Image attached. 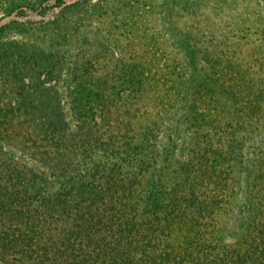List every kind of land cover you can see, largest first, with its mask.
Returning <instances> with one entry per match:
<instances>
[{
	"label": "trees",
	"instance_id": "16d2710c",
	"mask_svg": "<svg viewBox=\"0 0 264 264\" xmlns=\"http://www.w3.org/2000/svg\"><path fill=\"white\" fill-rule=\"evenodd\" d=\"M243 20L252 25L257 19ZM232 22L231 37L201 35L208 37L205 44L191 29L172 36L168 46L178 50L169 51L167 67L178 71L171 63L177 52L186 64L182 89L172 79L165 82L168 89L186 99L196 86L192 72L202 102L213 99L214 86L223 85L218 93L228 92L226 39L240 38L239 46L247 35ZM201 50L206 62L198 65ZM59 63L56 53L0 41V264H264V192L258 197L254 182L245 195L246 232L230 238L226 223L215 217L231 202L228 190L239 178L232 171L245 165L239 122L210 119V104L198 109L193 100L184 118L189 145L171 159L151 140L162 109L154 114L152 103L142 105L149 102L148 93L162 87L144 64L116 70L108 83L89 82L86 74L96 69L75 65L70 110H65L52 81ZM247 102L258 108L255 99ZM140 114L145 122L133 124ZM118 119L128 126L118 128ZM210 121L222 136L202 133ZM23 156L45 168H34Z\"/></svg>",
	"mask_w": 264,
	"mask_h": 264
},
{
	"label": "rangeland",
	"instance_id": "374dc122",
	"mask_svg": "<svg viewBox=\"0 0 264 264\" xmlns=\"http://www.w3.org/2000/svg\"><path fill=\"white\" fill-rule=\"evenodd\" d=\"M249 3L252 4L251 9ZM253 8L258 9L260 13L252 12ZM246 17L257 20L248 25L250 22L243 20ZM232 21L243 28L240 34L247 35L239 46L237 42L240 38L226 39L230 43H226L228 52L222 58L224 64H228L227 71L232 73V79L227 78L225 74L223 78L228 92L218 93L217 90L223 85L218 88L214 86L211 94L213 99L210 102H202L201 98L199 99L201 90L197 86L198 82L194 81L192 72L191 81L196 86L188 90L186 99L181 98L173 89H168V83L165 82L171 79L178 89H182L180 71L183 64H186L182 58H178L180 53L177 52L174 54L175 60L171 63L176 64L178 71L167 67L168 56L173 55L169 54V51L178 50L168 46L172 43V36L191 29L194 38H202V44H205L208 37L201 35L208 36L215 32L231 37L229 30ZM243 24H246V27ZM1 26L2 42H26L31 47L58 54L59 73L57 81H52L55 82L65 110H70V97L73 96L72 89L75 84V65L79 67L81 64H87L96 69L94 72L89 70L86 74L89 82L98 80L108 83L110 76H117L114 73L116 70L119 72L122 67L135 61L144 64L151 76L155 74V78L159 80L157 84L162 87L159 91L148 93L149 102L142 105L148 107L147 105L152 103L149 111L154 114L157 109H162L155 115L157 126L153 130L154 136L151 140L159 152L163 155L170 154L171 159L177 160L178 149L189 145L187 136L190 130L188 123H184V118L187 119L186 112L193 100L198 109L205 107L204 104H210V119L220 118L223 124L229 122L235 125L239 122L241 131L237 134H244L246 144L243 154L240 155L245 165L232 171L233 175L239 178L235 187L228 190V193L232 194L231 202L215 217L219 223H226V234H229L230 238L239 237L242 232H246L244 205L248 203L245 195L251 187L253 188L252 182L259 191L258 197L264 192V42L260 44V38L264 35V0H0ZM244 27L249 31L244 32ZM199 44L200 47L201 43ZM205 47L207 50L209 43ZM199 52L198 65H202L206 62L203 59L205 54L202 50ZM109 71L113 73L109 74ZM153 82L150 81L152 84ZM108 92L107 89L105 93ZM249 97L257 101V109L252 110L247 102ZM124 117L128 118L126 115ZM138 121L145 122V119H141V114L133 124L138 125ZM117 122L118 128L128 126L124 119H118ZM215 124L210 121L207 123V130H202L207 138L223 135L217 129H211L216 128L213 127ZM169 137H172V141ZM199 139H204V135ZM5 146L10 152L18 153L14 147ZM174 146L176 148L173 154L170 151ZM21 160L36 169L45 168L27 156H23Z\"/></svg>",
	"mask_w": 264,
	"mask_h": 264
}]
</instances>
